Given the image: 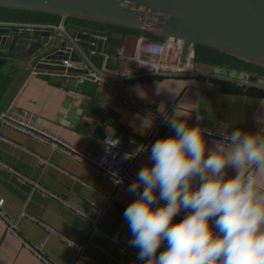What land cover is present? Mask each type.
<instances>
[{"label":"crops","instance_id":"crops-1","mask_svg":"<svg viewBox=\"0 0 264 264\" xmlns=\"http://www.w3.org/2000/svg\"><path fill=\"white\" fill-rule=\"evenodd\" d=\"M3 20L15 25L19 22ZM135 35L110 28L104 52L114 55L122 44L132 46ZM91 57L96 65L101 64L102 53ZM197 65L201 69L197 75L143 76L128 81L127 88L142 103L159 111L176 104V115L181 119L189 113L187 121L211 129L231 132L242 128L264 136V85L214 73V67L224 64L197 60ZM76 73L67 77L64 71L37 69L28 61L0 57L1 113L31 116L42 128L94 156L102 153L106 135L121 141L124 160L155 135L139 156L140 169L151 164V146L161 137L174 135L169 125H156L153 119L120 102L106 106V94L95 83L75 84ZM212 145L208 141L209 149ZM41 158L47 162L42 163ZM0 162V264H142L129 259L121 246H129L132 239L123 213L138 193L122 189L111 199L110 181L62 152L58 145L44 143L1 120ZM228 174L234 172L229 169ZM61 199L87 213L105 209L100 221L104 234L93 231L91 221ZM182 219L178 215L173 223ZM65 239L83 245L86 259L77 260L75 248Z\"/></svg>","mask_w":264,"mask_h":264},{"label":"clouds","instance_id":"clouds-1","mask_svg":"<svg viewBox=\"0 0 264 264\" xmlns=\"http://www.w3.org/2000/svg\"><path fill=\"white\" fill-rule=\"evenodd\" d=\"M178 111L164 117L174 135L151 146L127 188L138 193L123 213L129 246L147 264H264V136L236 128L209 149Z\"/></svg>","mask_w":264,"mask_h":264},{"label":"water","instance_id":"water-1","mask_svg":"<svg viewBox=\"0 0 264 264\" xmlns=\"http://www.w3.org/2000/svg\"><path fill=\"white\" fill-rule=\"evenodd\" d=\"M0 10L55 15L68 29L69 37H62L53 30L28 27L36 21L19 20L15 25L0 19V57L28 61L37 69L65 71L59 62H81L77 50L68 49L72 40L86 52H104L105 41L95 34L107 35L113 26L182 41L183 59L191 46L216 49L253 66L225 63L214 67V73L264 85V71L258 68H264V0H0ZM74 20L101 23L104 29Z\"/></svg>","mask_w":264,"mask_h":264},{"label":"built area","instance_id":"built-area-1","mask_svg":"<svg viewBox=\"0 0 264 264\" xmlns=\"http://www.w3.org/2000/svg\"><path fill=\"white\" fill-rule=\"evenodd\" d=\"M28 27L53 30L62 37H69L68 29L65 26L61 27L59 22L41 21L28 24ZM95 36L102 38L105 42L108 40L107 35L95 34ZM68 49H70V51L76 49L82 61L76 62L67 59L59 62L66 68L64 75L67 77L72 75V72L67 70L68 68L79 69L81 72L74 75L76 85H80L86 81H92L96 84L99 90L106 94V100L104 101L106 106H111L114 102H120L123 106L131 109L136 114L153 119L156 125L167 124L164 122V117H171L173 115L176 104L173 103L169 105L164 111L154 109L153 107L142 103L128 90V81L143 76L197 75L201 73V69L197 65L196 47L191 46L186 58L183 59L184 42L177 40L170 41L161 38L154 39L143 32L135 35L132 46H129L128 43H124L117 49L114 55L102 52L103 57L100 65H96L91 57V55L96 54V51L91 50L90 53H88L89 51H84L79 45H77L76 40H72V44L68 46ZM175 118L181 119L176 114ZM0 120L44 143L58 145L62 152L72 156L83 166L95 171L97 174L110 181L113 187V191L110 195L111 199L116 197L122 189H127L129 185L136 180L137 173L140 170V153L151 145L155 137V135L151 136L138 147L137 151L131 154L128 159L124 160L121 156L123 152L121 141L111 135H106L103 138V151L100 155L94 156L78 149L76 146L68 143L61 137L42 128L33 122L31 116L22 117L15 113H1ZM187 123L190 126L199 125L201 128L205 129V138L207 141L213 142L221 140L223 139V134H230L229 131L211 129L195 122L187 121ZM40 160L42 163L47 162L44 158H41ZM20 176L33 183L31 179L26 178L24 175L20 174ZM142 190L143 186H141V191ZM61 201L84 214L91 221L93 231L103 233L100 229V221L105 214V209L101 208L94 213H87L76 208L69 201L64 199H61ZM160 203L163 204L164 202L161 201ZM187 214V211L182 210L179 216L184 218ZM15 228V225L10 223V229L15 232ZM65 240L69 245H72L75 248L77 260L86 259L83 245L74 243L70 239ZM112 240L118 243L117 239ZM121 246L124 248L129 259L142 264H147L146 261H140L137 259L139 249L124 244H121ZM165 248L166 243L162 244L158 251H163ZM92 264L100 263L92 261Z\"/></svg>","mask_w":264,"mask_h":264},{"label":"trees","instance_id":"trees-1","mask_svg":"<svg viewBox=\"0 0 264 264\" xmlns=\"http://www.w3.org/2000/svg\"><path fill=\"white\" fill-rule=\"evenodd\" d=\"M0 18L1 19H12V20H28V21H36V22H45V21H51V22H59L58 16L55 15H47V14H41V13H34V12H26V11H11V10H0ZM76 22L80 25L89 26L92 28H100L103 29L104 26L101 23L93 22V21H84V20H76ZM111 30H119L123 31L125 33H131V34H140L141 31L136 30H129L124 29L120 27H113L110 26ZM146 34V33H145ZM147 36L159 39L158 37L152 36L150 34H146ZM197 60L200 63L204 64H214V65H222L225 63L233 64L236 66L245 65L252 67L253 65L248 64L244 62L243 60H240L236 57H233L231 55H228L226 53H222L216 49H212L205 46H197ZM260 70L264 71V68L258 67ZM87 82V81H86ZM91 82V81H90ZM93 83V82H92Z\"/></svg>","mask_w":264,"mask_h":264},{"label":"flooded vegetation","instance_id":"flooded-vegetation-1","mask_svg":"<svg viewBox=\"0 0 264 264\" xmlns=\"http://www.w3.org/2000/svg\"><path fill=\"white\" fill-rule=\"evenodd\" d=\"M74 22H76V20H74Z\"/></svg>","mask_w":264,"mask_h":264}]
</instances>
